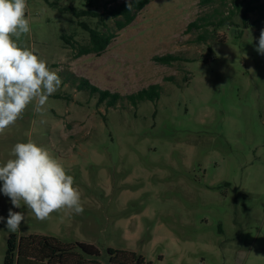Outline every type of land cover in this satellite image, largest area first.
<instances>
[{"label": "rangeland", "instance_id": "obj_1", "mask_svg": "<svg viewBox=\"0 0 264 264\" xmlns=\"http://www.w3.org/2000/svg\"><path fill=\"white\" fill-rule=\"evenodd\" d=\"M249 1L151 0L119 31L105 12L125 0H95L98 18L59 9H87L86 0H27L21 42L62 84L42 114L30 104L0 134V164L18 142L47 148L74 177L84 212L39 221L0 193V216L12 208L26 217L16 233L0 223V264L13 235L91 244L103 264L109 248L146 264H264V0L250 1L244 25ZM228 16L232 25L219 27ZM81 22L117 35L102 55L77 56L90 42ZM194 22L201 28L188 30ZM170 54L184 60L155 61ZM81 79L124 100L100 103ZM151 85L159 99H126Z\"/></svg>", "mask_w": 264, "mask_h": 264}, {"label": "clouds", "instance_id": "obj_2", "mask_svg": "<svg viewBox=\"0 0 264 264\" xmlns=\"http://www.w3.org/2000/svg\"><path fill=\"white\" fill-rule=\"evenodd\" d=\"M133 2L125 0L128 10ZM27 9V0H0V134L23 118L30 104L42 114L43 106L62 84L58 72L21 42L31 31ZM256 51L264 55V30ZM11 157L0 164V193L9 198L12 208L26 207L39 221L62 209L83 214L82 195L74 186V177L47 148L29 139L16 143ZM12 208L7 217L0 216V223L16 233L26 217Z\"/></svg>", "mask_w": 264, "mask_h": 264}, {"label": "trees", "instance_id": "obj_3", "mask_svg": "<svg viewBox=\"0 0 264 264\" xmlns=\"http://www.w3.org/2000/svg\"><path fill=\"white\" fill-rule=\"evenodd\" d=\"M206 1V0H204ZM253 4L256 0H250ZM247 2V7L243 12V23L246 24L247 16L255 8L251 6V3ZM95 0H86L87 9H76L75 7H59L57 3L53 5L59 7L62 11L71 12L77 18H98L102 17V14L95 12L91 9ZM151 0H134L132 9L128 10L126 3L123 2L115 7L107 9L105 14L115 21V27L117 30H123L127 26L131 25L137 18L139 12H141ZM231 17H225L218 21V26L232 25L228 23ZM103 20L100 19L99 24L103 25ZM80 26L89 33L90 42L88 45L82 46L78 50L77 56H83L88 54H95L97 56L102 55L107 47L111 44L112 40L116 38V34L108 31L104 33L98 28H91L87 23L81 22ZM193 28H201L197 22L191 23L188 26V30ZM62 39L65 43L72 45L73 35H63ZM205 39V37H202ZM225 37L218 38L216 41H223ZM181 56L178 55H166L156 57L155 61L171 65L176 61H183ZM173 78L171 77L170 80ZM83 89L89 91L92 95L99 96V102L104 103L110 101L111 105L118 101L124 100V97L119 93H111L104 91L95 85H92L87 79L80 80ZM160 85H151L146 89L139 91L136 94L129 95L126 99L137 106L139 103L145 100L155 101L159 99ZM109 264H146L145 258L135 252L126 250H117L113 248L108 249ZM101 253L97 247L86 243H71L62 244L54 237L43 235H32L28 237H21L18 239L15 235L11 236L8 240L7 251L5 255L4 264H103L100 261Z\"/></svg>", "mask_w": 264, "mask_h": 264}]
</instances>
